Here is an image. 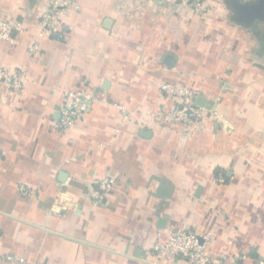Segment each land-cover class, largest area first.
<instances>
[{"label": "crops", "instance_id": "1", "mask_svg": "<svg viewBox=\"0 0 264 264\" xmlns=\"http://www.w3.org/2000/svg\"><path fill=\"white\" fill-rule=\"evenodd\" d=\"M77 2L31 56L47 0H0V19L26 27L0 40V66L28 72L21 94L0 83V264H153L184 228L211 233L226 264L264 262L260 0H212L206 16L162 0ZM160 80L215 112L201 132L153 124ZM78 89L102 100L61 133L63 95ZM107 175L118 184L94 206L90 186Z\"/></svg>", "mask_w": 264, "mask_h": 264}, {"label": "built area", "instance_id": "2", "mask_svg": "<svg viewBox=\"0 0 264 264\" xmlns=\"http://www.w3.org/2000/svg\"><path fill=\"white\" fill-rule=\"evenodd\" d=\"M167 4L192 7L199 15L206 16L211 12L212 0H162ZM80 5L77 0H47L39 17V34L30 46L29 53L36 56L41 51V39L52 36L59 31L71 17V12L78 11ZM26 32L24 23L20 20L0 19V40L15 43L16 38ZM28 82V72L10 70L7 66H0V83L9 91L21 94ZM158 91L162 97L163 107L155 112H149V118L154 125L164 127H181L185 136L194 135L204 129L207 118L215 114L198 104L197 92L186 85L160 80ZM102 100L98 93L88 89L70 90L64 93L62 99L61 117L56 129L61 133L71 130L76 123L84 118L96 102ZM124 121L134 116L135 112L123 105L117 106ZM222 175L219 181L223 182ZM118 179L107 175L97 177L90 186V196L94 206H101L103 201L114 191ZM211 242V233H199L190 228L171 230L168 239L155 246L153 264H212L218 261L221 264L228 262L223 255H212L208 246ZM3 259L11 264H27L24 259L7 255ZM264 264V262H261Z\"/></svg>", "mask_w": 264, "mask_h": 264}, {"label": "water", "instance_id": "3", "mask_svg": "<svg viewBox=\"0 0 264 264\" xmlns=\"http://www.w3.org/2000/svg\"><path fill=\"white\" fill-rule=\"evenodd\" d=\"M259 16H264V0H260V4L257 7V12ZM203 101V98L201 100H198V104L200 105L201 102Z\"/></svg>", "mask_w": 264, "mask_h": 264}]
</instances>
